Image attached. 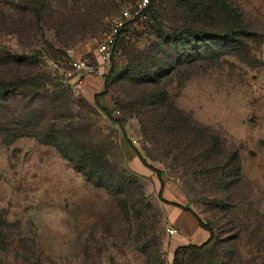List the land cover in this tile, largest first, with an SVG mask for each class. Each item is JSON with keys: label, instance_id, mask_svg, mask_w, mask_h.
<instances>
[{"label": "rangeland", "instance_id": "obj_1", "mask_svg": "<svg viewBox=\"0 0 264 264\" xmlns=\"http://www.w3.org/2000/svg\"><path fill=\"white\" fill-rule=\"evenodd\" d=\"M137 1L0 0V264H173L211 234L162 198L213 228L185 264H264V0H158L106 94L68 79Z\"/></svg>", "mask_w": 264, "mask_h": 264}, {"label": "built area", "instance_id": "obj_2", "mask_svg": "<svg viewBox=\"0 0 264 264\" xmlns=\"http://www.w3.org/2000/svg\"><path fill=\"white\" fill-rule=\"evenodd\" d=\"M151 0H138L133 8L123 10L109 26L104 36L93 44V51L84 57L75 58L66 72L68 79L81 85L90 76L101 75L107 65L116 59L119 53L117 46L123 30L129 24L136 27L149 16ZM170 234L175 233L174 228H168Z\"/></svg>", "mask_w": 264, "mask_h": 264}, {"label": "trees", "instance_id": "obj_3", "mask_svg": "<svg viewBox=\"0 0 264 264\" xmlns=\"http://www.w3.org/2000/svg\"><path fill=\"white\" fill-rule=\"evenodd\" d=\"M158 2V0H151V3H150V6H149V9H148V12L150 13L151 11H152V9H153V7L156 5V3ZM221 3H222V5H223V7H224V9L227 11V13H229V14H231V15H233V16H236L237 17V19L239 20L240 19V15L234 10H232V8H231V6L225 1V0H221ZM133 28V26L131 25V24H129V25H127L126 27H125V29L123 30V33H122V36L120 37V39H119V41H118V44H117V46H118V48L120 47V44H121V40H122V38H123V36L125 35V32L126 31H128L129 29H132ZM239 28V27H238ZM231 31V33H233L234 35H232V34H230V37L233 39V41H236V37H237V35H239L240 34V30H236V29H234V30H230ZM203 39V41L204 42H208V41H210V40H214V39H216L215 37H207V36H203L202 37ZM116 71H117V69H116V60L115 59H113L112 60V62H111V69H110V72H109V74H107V76H106V79H105V90H104V92H103V94H106L107 92H108V90H109V85H110V82H111V80L113 79V77L115 76V74H116ZM97 97V96H96ZM149 97H144L143 99L146 101L147 99H148ZM152 98H156L157 100H160V102H163V106L167 103V101H168V95H167V92L166 91H163V90H156V91H154L153 92V97ZM97 99V98H96ZM149 102V101H148ZM148 102H146V106L144 105V109H143V111L141 112V120H142V122H143V124H145V125H147V126H151V125H153V124H157V126H158V123L159 122H161V121H163V120H161V121H157L156 119H155V116H154V114H153V111H152V106H151V104H148ZM150 103V102H149ZM155 103H157V102H155ZM97 104H99L100 105V101L97 99ZM149 105V106H148ZM166 107H168V109H173V107L172 106H169V104L167 103V105H165ZM110 114V113H109ZM200 133H202L199 129H197ZM198 131H196V132H198ZM198 132V133H199ZM195 133V132H194ZM176 137H178V138H180L179 136H177L176 135ZM193 139L192 140H198L199 138H198V134L197 133H195V136L193 135V136H191ZM188 141H191V140H188ZM212 141V142H211ZM209 142L210 143H208V141H207V139L205 138V140L203 141V142H201V143H203L202 144V147H201V149H202V152H206V153H208V158L211 156V154L214 152V150H215V143L212 145V143H213V140L212 139H210L209 140ZM140 155V157H141V159H142V161L146 164V165H148L147 164V162H146V160L142 157V155L141 154H139ZM149 166V165H148ZM157 172H158V175H159V177L161 178V172L159 171V170H156ZM161 183H162V186L164 187V182H163V180H162V178H161ZM162 200L165 202V203H170V204H172V205H174V206H178V207H181L182 209H185V210H187V211H189V212H191L196 218H197V220H198V222H199V225L203 228V229H205V230H207L210 234H211V238H210V240L208 241V242H205V243H203L202 245H195V244H189V245H186V246H181V247H179V248H177L176 249V251H175V254H174V261H173V264H185V261H184V259L183 258H180L179 256L181 255V254H187L188 252H190V251H192V250H201V249H203L204 247H206L211 241H212V239H213V235H214V231H213V228L210 226V225H208V224H206L197 214H196V212L193 210V209H191V208H189V207H186V206H183V205H181V204H178V203H176V202H170V201H167V200H165V199H163L162 198Z\"/></svg>", "mask_w": 264, "mask_h": 264}, {"label": "crops", "instance_id": "obj_4", "mask_svg": "<svg viewBox=\"0 0 264 264\" xmlns=\"http://www.w3.org/2000/svg\"><path fill=\"white\" fill-rule=\"evenodd\" d=\"M94 79H95L94 76H90V77H88V78L85 80V82H90L91 80L94 81ZM178 204H179V203H178ZM181 205H182V204H181ZM173 206H174V205H173ZM174 208L178 211L179 216H180V215L182 216V213H188V214L192 215V216L197 220V218H196L191 212H189V211H187V210H185V209H182L181 207H178V206H174ZM179 219H180V218L178 217V218L175 219L176 221L173 222V224L176 225V226H175L176 228H180V227L183 225V224H181V222L178 221ZM197 222H198V220H197ZM193 224H194V223H192V225H193ZM198 224H199V222H198ZM199 226H200V225H199ZM176 228H174V229H176ZM174 234H175V233H174ZM196 235H197V237H202L204 240L210 237V233H209L207 230L203 229L201 226H200V229H198V230L196 231Z\"/></svg>", "mask_w": 264, "mask_h": 264}, {"label": "water", "instance_id": "obj_5", "mask_svg": "<svg viewBox=\"0 0 264 264\" xmlns=\"http://www.w3.org/2000/svg\"><path fill=\"white\" fill-rule=\"evenodd\" d=\"M254 119L253 118H250V121L252 122ZM252 154H254L255 152L254 151H251Z\"/></svg>", "mask_w": 264, "mask_h": 264}]
</instances>
